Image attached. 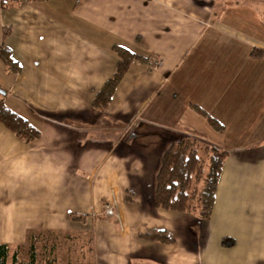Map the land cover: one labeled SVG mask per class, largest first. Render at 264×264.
I'll use <instances>...</instances> for the list:
<instances>
[{
  "label": "crops",
  "instance_id": "crops-1",
  "mask_svg": "<svg viewBox=\"0 0 264 264\" xmlns=\"http://www.w3.org/2000/svg\"><path fill=\"white\" fill-rule=\"evenodd\" d=\"M48 1L0 9V44L22 59L0 99L39 131L26 141L0 124V243L114 202L111 229L133 237L126 248L113 236L120 254L264 264V0H55L52 13ZM114 45L136 57L98 108ZM167 130L226 153L207 217L153 205L160 153L177 138ZM159 230L172 240L138 236Z\"/></svg>",
  "mask_w": 264,
  "mask_h": 264
},
{
  "label": "trees",
  "instance_id": "trees-1",
  "mask_svg": "<svg viewBox=\"0 0 264 264\" xmlns=\"http://www.w3.org/2000/svg\"><path fill=\"white\" fill-rule=\"evenodd\" d=\"M5 4L7 3L3 1L0 9ZM2 35L4 37L5 32ZM112 48L117 53L118 60L113 74L103 83L92 99V105L98 108L106 107L118 80L136 57L125 47L114 45ZM0 58L7 68L8 64L12 63L8 49L2 43L0 44ZM17 68L18 66H14L15 70ZM209 120L214 124L213 119ZM0 123L23 140L29 141L39 136V131L31 123L10 109L1 99ZM203 151L207 154L206 162L201 160ZM225 154V151L210 144L201 149L196 139H190L188 135L171 141L159 156L154 176L153 205L177 212L192 211L196 208L199 216L207 217L213 204L216 182ZM196 185L198 188H195ZM193 196H196L197 201V206L194 208L190 202ZM138 236L149 241L169 242L172 240L160 230L142 231L138 233ZM231 242V239L227 238L221 240L224 246H229ZM30 251L27 262L18 260L16 252H13L9 264H35L32 247ZM8 257V245L0 243V264H7Z\"/></svg>",
  "mask_w": 264,
  "mask_h": 264
},
{
  "label": "rangeland",
  "instance_id": "rangeland-1",
  "mask_svg": "<svg viewBox=\"0 0 264 264\" xmlns=\"http://www.w3.org/2000/svg\"><path fill=\"white\" fill-rule=\"evenodd\" d=\"M2 2L3 1L0 0V4ZM5 2L19 3L18 0H5ZM60 4L61 3L58 1L49 0L48 4H46V8L51 12L55 7H59ZM44 6L45 4L41 3L40 7L42 8ZM10 40L12 41L11 38ZM6 49L8 48L6 47ZM8 53L10 56L9 59H11L12 62L8 64L9 69L0 58V87L2 89H4L2 85H7L10 82L15 83L14 77L16 74L14 73H16V70L20 67L19 61L22 60L14 59L11 56V51L9 49ZM24 61L26 60L24 59ZM14 66H18V68L15 70ZM159 66L160 64L155 67L152 65L151 67L153 70H157ZM2 96V93H0V97ZM249 121L254 123L256 120L251 117ZM187 135L190 139H196V143L200 145L201 149L209 145L206 140H201L197 136L191 134ZM187 135L186 133L180 134L178 132H173L171 134V131L167 130V136L171 138H180ZM173 140L174 139H171L170 142ZM201 153V160L206 162L207 154H205L204 151ZM195 188H198V186L196 185ZM190 202L193 208L194 206H197L196 196H193ZM106 204L112 205L113 215L104 214V209L99 211L103 214L100 216H96L94 215L95 213L91 212L80 215H74L72 213L69 225H63L62 220L57 221V223L60 224H57L55 228L48 229L45 227L27 229V231L16 241L15 239L13 240L14 243H5L8 245L9 249L7 264L10 263V256L13 252H16L18 260L27 262L31 254L30 247H32V253L35 256V264H46L48 262H50V264H160L159 262H155L151 259L145 260L142 252L147 249L146 247H140L141 249H136V251L134 250V253L132 254L128 250H124V252L120 254L118 249L121 244L120 242L116 243V239L114 237L122 240L124 243L122 246H125L126 248H128V245L132 242L133 237L129 231H125L123 235L121 233L114 234V230L111 229V223L116 222L112 218L118 216L116 213L117 209L114 202ZM106 204H104V206ZM196 210L197 209L194 208L192 211L184 212L186 213L185 216H189L188 213L191 212L195 215L198 214ZM175 219H177L176 216L173 218V223H176ZM167 221H169V219ZM187 221L188 219L184 218V226L179 225V228L183 229L184 232L181 237L183 242H191L192 240H190V235L188 234L192 221ZM134 225L132 224L133 227ZM179 231L180 230H178L177 234H179Z\"/></svg>",
  "mask_w": 264,
  "mask_h": 264
},
{
  "label": "built area",
  "instance_id": "built-area-1",
  "mask_svg": "<svg viewBox=\"0 0 264 264\" xmlns=\"http://www.w3.org/2000/svg\"><path fill=\"white\" fill-rule=\"evenodd\" d=\"M2 1L5 2V0H2ZM149 64L151 66L153 65L155 67V66H158L160 64V61H159V59L151 58V59H149ZM103 209H104V214L113 215L112 205L106 204Z\"/></svg>",
  "mask_w": 264,
  "mask_h": 264
},
{
  "label": "water",
  "instance_id": "water-1",
  "mask_svg": "<svg viewBox=\"0 0 264 264\" xmlns=\"http://www.w3.org/2000/svg\"><path fill=\"white\" fill-rule=\"evenodd\" d=\"M0 93L4 94L5 90L0 87Z\"/></svg>",
  "mask_w": 264,
  "mask_h": 264
}]
</instances>
